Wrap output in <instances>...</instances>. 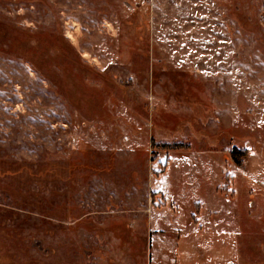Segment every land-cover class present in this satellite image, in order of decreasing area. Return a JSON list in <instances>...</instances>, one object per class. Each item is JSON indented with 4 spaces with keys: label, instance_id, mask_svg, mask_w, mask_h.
Returning <instances> with one entry per match:
<instances>
[{
    "label": "rangeland",
    "instance_id": "rangeland-1",
    "mask_svg": "<svg viewBox=\"0 0 264 264\" xmlns=\"http://www.w3.org/2000/svg\"><path fill=\"white\" fill-rule=\"evenodd\" d=\"M0 264H264V0H0Z\"/></svg>",
    "mask_w": 264,
    "mask_h": 264
},
{
    "label": "crops",
    "instance_id": "crops-1",
    "mask_svg": "<svg viewBox=\"0 0 264 264\" xmlns=\"http://www.w3.org/2000/svg\"><path fill=\"white\" fill-rule=\"evenodd\" d=\"M154 251H155V250H154ZM154 251H153V252H154ZM157 251H158V250H157ZM152 257H153V254H152Z\"/></svg>",
    "mask_w": 264,
    "mask_h": 264
}]
</instances>
